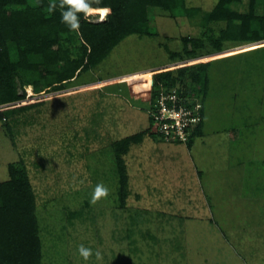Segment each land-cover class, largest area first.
<instances>
[{"label": "rangeland", "instance_id": "1", "mask_svg": "<svg viewBox=\"0 0 264 264\" xmlns=\"http://www.w3.org/2000/svg\"><path fill=\"white\" fill-rule=\"evenodd\" d=\"M213 4L187 0L203 10ZM149 19L156 36H126L68 88L25 86V99L0 105L36 103L11 116L7 131L8 118L0 119V179L8 163L23 162L42 264H264V69L252 68L257 54L231 55L257 43L166 64L164 38L176 49L181 37L205 28L158 8ZM221 56L228 57L210 65L203 134L192 144L161 140L148 119L152 72ZM140 132L122 154L128 195L121 205L112 144ZM97 183L108 193L93 201ZM80 244L93 249L87 260Z\"/></svg>", "mask_w": 264, "mask_h": 264}, {"label": "trees", "instance_id": "2", "mask_svg": "<svg viewBox=\"0 0 264 264\" xmlns=\"http://www.w3.org/2000/svg\"><path fill=\"white\" fill-rule=\"evenodd\" d=\"M91 3L107 4L111 12L96 22L80 12L79 29L74 30L61 20L62 10L68 7L65 0H0V105L25 99V86L47 92L68 88L80 73L96 68L128 35L156 36L150 30L151 8L171 17L185 16L205 28L199 36L181 37L176 49L167 45L170 38H164L162 46L168 52L166 64L257 43L231 55L257 54L259 57L251 61L252 68L264 69V0H214L210 10L188 6L187 0H91ZM228 56L154 70L149 123L152 124L151 112L157 94L182 88L184 95L196 97L203 104L199 122L187 143L200 137L205 125L204 101L210 92V65ZM34 105L0 109V119L8 118V122L2 123L6 131L13 122L11 116ZM141 135L140 132L126 136L112 144L121 205L128 195L122 154L131 144L139 142ZM7 175L6 179H0V264H42L35 193L23 162L8 163Z\"/></svg>", "mask_w": 264, "mask_h": 264}, {"label": "built area", "instance_id": "3", "mask_svg": "<svg viewBox=\"0 0 264 264\" xmlns=\"http://www.w3.org/2000/svg\"><path fill=\"white\" fill-rule=\"evenodd\" d=\"M151 112L152 129L165 142L187 143L200 119L201 105L177 88L160 91Z\"/></svg>", "mask_w": 264, "mask_h": 264}, {"label": "clouds", "instance_id": "4", "mask_svg": "<svg viewBox=\"0 0 264 264\" xmlns=\"http://www.w3.org/2000/svg\"><path fill=\"white\" fill-rule=\"evenodd\" d=\"M68 7L62 10L61 20L62 22L67 23L69 28L78 30L79 29V18L78 13L83 12L85 15L98 13L99 19L103 20L110 12L111 7L107 4L93 6L91 0H65ZM108 188L102 183H97L92 192V200L107 195ZM77 251L80 256H82L85 260L89 258V256L93 253V249L90 247H86L83 244L78 245ZM95 255L97 257L100 256V252L96 251Z\"/></svg>", "mask_w": 264, "mask_h": 264}, {"label": "crops", "instance_id": "5", "mask_svg": "<svg viewBox=\"0 0 264 264\" xmlns=\"http://www.w3.org/2000/svg\"><path fill=\"white\" fill-rule=\"evenodd\" d=\"M195 139H196V138H195ZM195 139H194V141H195ZM194 141H193L192 143H194ZM192 143H191V144H192Z\"/></svg>", "mask_w": 264, "mask_h": 264}]
</instances>
